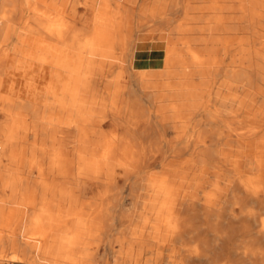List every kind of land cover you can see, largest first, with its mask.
<instances>
[{
    "label": "bare ground",
    "instance_id": "obj_1",
    "mask_svg": "<svg viewBox=\"0 0 264 264\" xmlns=\"http://www.w3.org/2000/svg\"><path fill=\"white\" fill-rule=\"evenodd\" d=\"M67 1H47L40 18L67 12ZM73 1L70 9L82 4L92 11L83 14L90 36L82 43L59 37L82 50L65 61L48 43L33 53L34 35L60 36L58 25L22 27L23 9H34L29 0H0V80L10 52L52 65L57 78L58 69L75 66L74 58L84 72L65 128L58 117L51 126L31 125L56 174L76 182L54 189L40 183L39 212L26 217V235H0V256L30 264H105L109 257L119 264H264V0H201L188 8L182 0H164L187 22L172 27L175 54L144 70L130 52L131 19L147 12L156 20L166 9L155 2L141 8L139 0ZM113 4L118 12L109 13ZM25 47L33 51L21 54ZM105 66L119 67L105 81L106 95L96 86ZM132 67L138 69L126 70ZM64 103L51 108L61 115ZM48 106L0 91L1 153L17 145L13 120L36 118ZM90 183L104 187L100 222L83 210L70 216L77 204L96 205L78 197ZM1 187L21 202L24 192L15 182Z\"/></svg>",
    "mask_w": 264,
    "mask_h": 264
},
{
    "label": "rangeland",
    "instance_id": "obj_2",
    "mask_svg": "<svg viewBox=\"0 0 264 264\" xmlns=\"http://www.w3.org/2000/svg\"><path fill=\"white\" fill-rule=\"evenodd\" d=\"M222 0H212L211 3L216 4L220 3ZM116 3H123V0H115ZM155 2V5L159 6V8L162 9V7L166 10H160L159 12V17L156 20H153L152 18L149 17L148 13L146 12L143 15H140L139 13L135 14L132 19H131V25L133 27L132 35H131V45H130V52L134 54V49L136 45V36L139 32L141 31H164L167 33V43L165 47V52L163 55L162 62L158 65H163L166 63L171 56L175 54L177 51V47L179 46L177 42V34H175L172 31V27L175 24H184L187 22V20L183 16H179L176 14H172V11L168 8L169 6L165 7L164 5V0H147L145 3L143 0H139V5L144 6L146 3H152ZM184 3V7L188 8L190 4H200L203 3L201 0L198 1H192V0H182ZM74 3L73 0H68L67 1V12L65 11L64 13H57L53 17H47L43 16L40 18V14L43 11H47V1L44 0H29V4L34 8L31 11L25 12L26 10L23 9V16H21L19 20V25L22 27H36L39 25L41 26H59L60 30H62L63 33L60 36H55L49 33H38L34 35V39H36V44L34 43V46L38 49H30L28 47H25L21 52V54L25 52H31L39 54L40 44H51L54 46V52L55 54H58L62 60H68L70 61L72 59V54H82V50L77 49V48H71L68 46H64L61 44V42L58 41L59 37L66 38L69 42L68 43H76L72 40H77L78 43L85 42L86 39L89 38V33L88 31L84 30L83 28V14L84 16H90L92 11H86L84 6L82 4H77L78 6H74V9H70L69 6H72ZM14 6V2H11L9 4V8ZM25 8V6H23ZM117 7L115 4H113L110 8L109 13H116L118 12ZM139 10V9H138ZM9 15L7 14V18ZM6 18V17H5ZM4 18V20H6ZM10 18V17H9ZM16 18V16H15ZM13 19V18H12ZM8 22H11L13 20L7 19ZM16 20V19H15ZM188 24V23H187ZM88 26H86L87 28ZM122 34L126 33L125 27L122 28L121 30ZM49 41L51 43H49ZM38 50V51H37ZM119 50H115V52H118ZM3 55L0 54V64L2 63ZM75 60V66L71 68L69 71H65L63 68L58 69L60 76L57 78L54 71L55 68H53L52 65L50 64H42L40 62L35 63L34 70H32V74H30V78H27V81L29 85L32 86L30 91H24L25 83L26 81V76L23 73L22 69H18L15 71V73H12V78L15 80L14 82V89L13 90H4L5 93H13V96H16L21 99H26L29 100L33 105L35 104L38 108L42 106L49 105L48 107L50 108L49 112L46 114H40L36 118L32 117L31 115H20L18 118L14 119L12 122V125H18L19 126V132L18 134L20 135L17 138V145L16 146H6L5 154L0 152V167L2 164H8L10 166L12 165H18V166H38L39 173L43 175L42 171V165L48 163V156L49 153L47 150H41L42 143L45 142L44 139H41L39 133H34L32 130V124L36 123H45L49 126L53 125L55 123V118H60L59 121L62 123L59 126H62L65 128V125L68 123L67 121L71 120L72 112L71 110L74 108V106L78 103L79 98H78V93L80 90V78L82 75H84V72L80 65L78 64L79 62L76 61L77 59L74 58ZM149 66H144L142 65L141 69H148ZM119 69L118 66H113V67H103L102 68V73L97 74L99 78V82L97 83V89L99 90L100 94L106 95L105 91V81L107 79H110L113 75H115L116 71ZM138 69L137 67H132L128 68L126 70H136ZM155 69H159L158 67H155ZM96 76V77H98ZM46 89H49V94L51 99H47L44 105L42 104V92H44ZM107 97L103 100H100L102 102H107ZM66 102L65 110L63 114H56V111L54 108H51L52 106L55 107V104H59L61 102ZM102 104V103H100ZM104 104V103H103ZM41 105V106H40ZM2 114L0 111V118ZM110 118V117H108ZM65 123V124H64ZM110 124L106 123L104 125V130L109 131ZM172 131V132H171ZM17 134V135H18ZM24 134V138L22 135ZM60 136L63 139H67V133L66 131L62 130L59 132ZM166 136L170 138L171 136L173 137V134L175 132L173 130H166L165 132ZM47 142V141H46ZM1 144V143H0ZM31 145V146H30ZM29 147L33 148L34 151L33 153L31 152L32 149ZM1 148V145H0ZM20 150L21 153L16 154L15 152ZM1 150V149H0ZM69 171V170H66ZM71 172L73 170H70ZM69 171V172H70ZM28 175H19L17 176L18 178H13L15 179V182L17 180L18 183V190L24 192L23 195L20 197L21 202H15V196L10 193V188L5 187L2 189V184L0 183V203L3 206V209L0 210V235H9L12 233L15 234H23L26 235L22 230L23 223H25V219L29 215L36 214L39 212V208L42 203L38 202L34 192L36 189H38V192L40 191L39 187L36 188L38 183H49L48 180L41 179L39 182L35 184V186H28L27 184L21 183V180L27 179ZM55 181L53 183L57 184H65L72 186L73 183L76 181L73 180L72 178L68 177L67 175L65 176H59L55 172ZM16 177V176H15ZM1 182V180H0ZM14 182V181H13ZM93 182V181H92ZM100 183V181H97ZM93 184V183H90ZM96 184L90 185L89 187H86L80 195H78L80 200H85V201H91L95 202L96 205L94 206H89L88 208H81L80 204H77L72 212H70V216L75 215L78 213L79 210H83L87 213V215H92L97 213V220L100 222V216L102 218V207H100L99 201L101 198H103L102 191L104 190L103 186H95ZM55 187V186H54ZM54 187H51L50 189H54ZM73 187V186H72ZM56 188V187H55ZM8 192V193H7ZM49 193V192H48ZM46 197L50 198L51 195L47 194L46 192ZM251 204L249 205V207ZM22 208L23 211L17 212L16 210ZM261 217H264V211H261ZM99 224V223H98ZM58 226H54V230H56ZM201 229V228H200ZM202 230V229H201ZM200 232V231H198ZM201 237L204 236V233L200 235ZM207 238L211 236L210 233H207ZM8 252V251H7ZM14 261H10L7 254L0 256V264H11ZM105 264H119V261H116L109 257L107 261H103ZM244 264H261L260 261L256 262H249L245 261Z\"/></svg>",
    "mask_w": 264,
    "mask_h": 264
},
{
    "label": "crops",
    "instance_id": "obj_3",
    "mask_svg": "<svg viewBox=\"0 0 264 264\" xmlns=\"http://www.w3.org/2000/svg\"><path fill=\"white\" fill-rule=\"evenodd\" d=\"M49 43L51 42L49 41ZM166 43H167V33L164 31H141L139 32L136 36V45L134 49L135 61L138 62L140 65L143 64L144 66L159 65L163 59ZM37 62L38 61L34 59L28 58L26 56H23L17 53H13V52L8 53V55L6 56L3 62V71H2V77L0 80V91L5 93L4 92L5 89L6 90L8 89L9 91L14 89L15 80H13L11 76H12V73H15V71L18 69L23 70V73L26 76L25 79L27 81V78L30 76V74L33 73L32 70H34L35 63ZM40 63L44 64L43 62H40ZM31 88L32 86L29 85L27 81L25 83L24 91L29 92ZM5 94L13 96V93H5ZM48 94H49V89H46L44 92H42L41 94L42 104L41 105L45 104L48 98ZM13 97H16V96H13ZM22 100H25L26 102H30L29 100H26V99H22ZM15 153L19 154L21 152L20 150L17 149ZM41 169L43 171V175L39 173L40 169L38 168V166H24V165L23 166H18V165L10 166L8 164H2L0 167V180H1L0 183L4 184V182L8 180L15 182V179L18 178L17 176L28 175L27 176L28 178L21 180V183L27 184L28 186L31 187V186H35V184L39 182L41 179H45L49 181L48 185L50 187L56 186V184L53 183L56 180L54 176L56 169L53 168L52 165L49 163L42 165ZM12 177L15 179H13ZM15 183L18 186L17 180ZM39 184L40 183L37 184L36 188L38 187ZM34 194L36 198L39 196L38 189L35 190ZM11 264H30V263L14 261Z\"/></svg>",
    "mask_w": 264,
    "mask_h": 264
}]
</instances>
